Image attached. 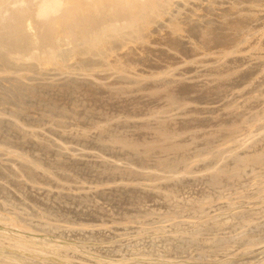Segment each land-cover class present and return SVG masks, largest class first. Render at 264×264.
<instances>
[{"label": "rangeland", "instance_id": "obj_1", "mask_svg": "<svg viewBox=\"0 0 264 264\" xmlns=\"http://www.w3.org/2000/svg\"><path fill=\"white\" fill-rule=\"evenodd\" d=\"M198 1L203 2L202 0ZM205 1L209 2V0H204V3L208 4ZM215 1L216 5H212V3H210L209 5H211V9L207 11V14H204V17L202 19L201 17H199L200 20L190 22L193 27H197L196 33L194 34L195 41L186 38V34L191 31L190 28L184 27L180 30L177 28L175 31H170L165 27L159 28L156 33H158L160 40L157 41L156 44L150 46V57L145 60H137L135 65H130L132 67L126 66L125 68H122V70L125 69L123 73L119 72L118 76L114 75L115 78L124 77V79L112 78V80H114L113 84L118 85L120 84L119 82H123L122 84L118 85V87H123V85L126 84L129 88L124 89L123 91L125 92H122L120 89L118 90L120 95L123 96L124 94V96L121 100L116 102V105L121 106L120 103L122 102V107L107 106L106 109L109 113L108 115L112 116L110 119L104 118L100 120V123L110 124L108 126H105L103 128L104 130L109 126L110 129L107 128L106 131H103L102 129V131L100 132H94L96 134L91 132L92 134L89 135H91L92 138L88 135H83L79 137L76 135H72L71 133H65V135H60L59 132L57 133V131L54 130L51 131V134L46 132L42 136V140L62 136L63 139L66 138L65 140L68 141V144H70L72 148H78L80 143L84 145L85 141L90 142L88 140H91L92 142V140H94L96 144H92L90 142L87 144L85 143V146L87 147L88 144H90L91 146H89L91 148H97L96 146L98 145V143L101 142L102 145L105 144H103L102 142H105L108 138L112 136L111 135L109 137V134H111V132L112 134L122 133V137L126 136L127 130L130 129L129 126H131V122H141L142 124L145 122H150L153 125H157V127L154 131L148 132L143 135V137L141 138V144L134 143L136 145L134 147L127 146L122 148V146H118L114 143H111V148L109 147L111 150L108 149L107 152H111L112 159L118 160L119 158H121L119 160L124 163H132V161L134 163L139 161L137 163H134L139 164L140 160L138 159L141 157H146L147 160L145 163H142V165L144 166L143 168H145V170L150 171V173L147 174L151 175V177H149V175L147 174L137 176V174H132L131 170L128 171V169L126 168L123 169L126 171L125 172L123 170L116 171L111 170L107 167L100 166L97 171L100 173L96 172L95 175L94 172V176L90 175L88 178L84 175H77L79 176L78 178L71 172L72 170L69 171V169L71 168L65 166V168H62L60 166L57 167L53 164H50V168H52L54 174L56 172L54 169L56 167L60 168H56V174L58 175V178H54L57 181L58 185H56L58 186V188L56 186L54 188L49 189L50 194H47L50 200L51 198L53 200L55 198V201L58 202H55L57 205L53 204V200H51L52 203L50 204L39 202V197H37V195L36 199L38 198V200L34 201L32 199H34L35 196H33V198L31 199L28 193L27 195L28 197H30L29 199L25 198V195L21 196L19 194L14 193L12 196V192L11 194H9L7 191H5L6 189H2L1 186L0 192L2 190L3 192H7V195L9 194L8 196H10L11 200L13 201H11L10 198H8L7 196L6 200L8 205L3 204L4 201H0V209L2 208L9 210L16 218L17 225L21 227L31 226L29 229L35 231H38L37 229L41 228V226L46 225L49 227L50 232L48 234H40V239L49 240L47 241L48 243L46 242V244L44 240L41 241L37 237L28 235L25 232L19 234H12L6 232L7 230L5 229L0 230V236H10L12 238V241L14 242V246H7L6 244L0 243L1 259L8 258L7 255H12L11 253H13V255H18L15 258L19 263H22L23 260L31 262L30 258L39 257L40 259L46 260V262H48L49 264H95L96 261L97 264H108L107 262H109V264H264V231L261 230V234L258 236L253 233L254 229H259V227L264 223V209H259L261 207H264V139L260 138V142L257 145L248 147L249 144H252L250 140L252 141L253 138H249L252 137L251 134L258 135V131L264 133V61L260 62L261 60H264V41H262L264 40V0ZM217 2L219 3L217 4ZM253 2H256L258 6H253ZM250 13L255 14L252 15ZM246 15H251L255 17L252 18L249 22H244V19L242 17ZM244 23H246L247 25L241 27ZM207 24H212L210 26L211 28L209 27L210 30L208 33L216 37L214 41L207 42L203 39L204 30H201L199 28H207ZM238 32L243 33V35L245 36H243L242 39H236V34H238ZM199 42L204 43L203 48L201 49L197 47V44ZM245 51L247 52L245 53ZM227 53L232 54L230 56H224ZM243 53H245L244 55L246 56V59L240 55ZM255 54L258 55V58L251 59L255 57ZM167 56L169 57L168 61H163L165 58H167ZM227 57H233L236 60L233 63L227 62L221 68H215L218 64L225 63L226 60L222 59ZM165 62H171L175 64L172 67H167L163 69V72L167 71L168 73H172V77L167 74L164 75V78L154 77L153 80H151L149 72L156 71H150L149 67H159ZM0 70L2 69L0 68ZM206 73L209 75H207ZM212 75L218 76V78L216 79ZM38 76L40 75L36 74L35 77ZM146 77L149 78L147 80H143V78ZM226 77H229L230 79H222ZM208 78L213 80L221 79L220 85L216 86V84L214 83L205 81ZM51 79L55 78L52 77ZM66 79H68V77ZM113 91H115L114 88ZM11 94H13L14 96H12L9 101L20 99L24 101L25 104L22 108L17 109V113H15L16 115L23 117L30 115V117L40 118L41 121L47 120L48 111L38 113L39 110H34L35 108L32 109L33 105L30 103V101L32 102L33 99L29 93H25L21 96H19L18 93ZM196 96L204 98V100H201V103L198 106L207 107L205 108L204 115H207L208 117L211 116L213 110L218 111L224 99H231L232 101V104L229 109H225V111H220L218 113V118L220 119L215 118L214 120H211L212 123L215 122L216 124L215 120L217 119L218 126L214 123L212 126L208 124L209 120H206L204 126L206 130L204 128L201 130V132L203 131L201 136H203L206 132L207 134H205V136L203 137L204 140L208 139V141H203L202 139L201 143L199 141H193L183 132L180 134L181 128L176 129L178 126L186 125L187 123L183 121L193 116V114L187 116V113L191 112L189 110H192L193 112L194 106H196V102H190L194 100ZM29 104H31L32 106L28 107ZM124 104H128L127 107H123ZM162 107L163 109H161ZM137 108L138 110H136L135 113L127 112L131 109ZM95 109L97 110H95V115L93 117L97 118L100 109V107L98 108V104L96 105ZM207 109L210 111V113ZM107 111L100 114H107ZM224 112H226V114ZM37 113L39 117L35 116V114ZM228 113L231 114L230 118L229 116L226 117ZM66 114L70 116H67ZM66 114L61 117L63 121L68 122L67 124L70 123V128L66 129H72L84 125V120L81 119V116H78V118L81 120H76L75 122V120L71 119L72 115L70 114V112H67ZM106 114L104 116H106ZM220 114H225V116L221 115L222 117H219ZM168 115L174 117L169 119L168 123L171 124L170 126L166 125L168 123L166 122V120H164V118H159L164 116L168 117ZM232 116H234V118ZM175 120H178V122H175ZM124 121L128 123H126L125 125V123L123 124ZM189 121L190 120H188V122ZM229 121H232V123H228ZM71 124H75V126ZM118 124H120V126ZM121 124L123 125L121 126ZM207 124L208 126L206 127ZM42 125L38 126L41 127ZM7 126L8 125L0 121V131L5 133L4 137H0V147L10 148V153L21 151L23 153L25 152L28 155H33L34 157L37 156V151L41 152L42 149L45 151V155L52 156L50 149H43V147H40L38 144L34 145L33 143H15L13 137H11L15 135V130H8ZM209 126L211 128H209ZM123 129H126V131L123 132ZM119 130L120 132L118 133ZM183 130L198 131L199 129L198 127L196 128L187 125L185 127H182V131ZM172 131H174L173 141L171 144H169L170 146L168 145L169 147H166V149H170L173 151L169 150L168 152L166 149V151L160 149L155 150L152 149V146H148L147 149V145L145 146L143 144V141H145V143H150L149 141H166L164 136L170 135L169 133ZM54 133L55 136L57 134L59 135L54 137L52 135ZM101 133H103V136L107 135L108 137H102L101 139L105 140H101ZM210 133L212 135V138H210ZM96 135L97 137L99 136V140L98 138H96ZM73 136L76 141L74 140V138H70ZM122 137L121 139H124ZM79 139H82V141H80ZM95 139H97L98 143ZM74 142L80 143L75 145L71 144ZM176 142L179 143H177L178 149L184 147L185 150L183 149V152L181 150L177 152L178 149L175 144ZM244 143H247V145ZM101 144L98 146V148H103L101 147ZM143 146H145V148ZM140 147L142 148V150L140 149ZM143 148L145 150H143ZM253 148L260 152V155L257 158L258 163H255L256 165L259 164V166L257 165L258 167L256 166L257 168L254 169L255 166L252 167V164H246L244 166V169L248 170V173H246L247 171L245 172V170H240L243 169V166H241L242 168H240V166H237L238 162L236 164V161H238L239 157L247 158L248 151L252 150ZM55 150L58 151V149ZM132 150L133 152L135 151V153H133ZM185 151H187V155H184ZM188 151L190 152L188 153ZM176 152L178 153V156ZM180 152L184 153V156H179ZM239 152L241 153L238 154ZM54 154L56 155H54V157L58 159L69 157V154L68 156L66 155V157L65 154L64 156L62 154L59 156V152H54ZM11 155L12 156H9L6 151L0 152V167L1 165H4L3 161L6 160L5 163L10 161L8 160V158H10L11 160L18 159L16 156H13V154ZM127 155L129 156L128 159ZM124 158L125 160H122ZM84 159L88 160L87 158ZM135 159L137 161H135ZM242 162L245 163L244 161ZM242 162L239 163L243 165ZM80 163H84V161H81ZM84 164L86 165V167L88 166V164ZM223 166H226V169L229 168V170L227 171H230V173L233 174L231 175L230 173H221L225 177H222L223 175L221 174H216L217 171L215 172V170L220 169ZM234 166H237L239 168H235ZM104 168H106L105 172L103 170ZM194 170L196 172H193ZM0 171H2L1 168ZM243 171L244 173H242ZM130 172L131 174H129ZM211 172H215L214 174H216L217 176L221 175V177L213 175V178L211 179L210 177L212 176L209 175L212 174ZM251 172H253V174ZM155 174H157V176H155ZM194 174L196 175V178L194 177ZM202 174L203 177L204 174H208L211 181L208 177H205V180H201L203 179ZM236 174H240L238 176L240 179H238ZM67 175L69 177L70 175H74V177H72L75 180L71 179V177L69 180ZM177 175H179V177L183 175H188V177L185 176L187 180H184L183 176V179L181 181L178 180L177 182ZM226 175L229 178H227ZM59 177H61L62 180L64 178L65 182L60 180L61 178ZM65 177H67L66 180ZM97 177L104 179V181L98 179ZM189 177H194L195 179H197L198 177L200 180L196 182L192 181L191 185L189 184L191 183L189 182ZM216 177L218 178V181L214 179ZM223 178L227 179L226 184L224 183L226 179L223 180V182ZM97 179L99 180V182L97 181ZM206 179H208V181ZM234 179L236 180L234 181ZM109 180H111V182L123 181L128 185L121 187L122 189L120 188V190H118L117 188L111 189L112 193L116 192L115 195H117H114L115 199L112 200L111 203H109L110 201L107 202L105 200H102L103 197H106L105 195H103V193L95 191L90 196L91 202L95 199L93 201L94 203L90 204L93 208H91V206L89 205L90 207H88L90 208V210H87L84 213L79 212L77 210L78 206L76 207V205H78V203L80 202L81 197H84L85 194H89L90 192L87 191L83 193L81 191L79 192L78 196H71V194H68L70 191L68 190L70 189L69 186H77L78 189H81L83 186L85 187L94 184L110 182ZM212 180L215 184L211 183ZM230 180L232 181V183H230ZM89 181H92V183ZM182 182L184 185L182 184ZM170 183L171 185L169 186ZM210 183L212 185H210ZM64 184L68 185V188H66L67 190L59 188V186ZM165 184L168 186H166ZM193 184H195V186ZM248 184L249 186H247ZM240 185L242 186V188ZM172 188L174 191L172 190ZM240 190L242 191L240 192ZM56 191H61L63 195H56ZM118 191H120V193ZM121 191L123 193H121ZM3 192L0 193L1 196L6 194ZM143 194L145 195L144 197H142ZM95 195L97 198L94 197ZM131 195L133 198L131 197ZM166 195L167 199L169 200L165 199L164 201ZM148 196H150L149 198L152 197L153 203H146V197L148 198ZM60 197L62 198V200L60 199ZM15 198L17 200H15ZM20 198L22 199V201H20ZM8 199L10 202H8ZM140 199L142 201H145L142 202L140 201ZM161 199L163 200L161 201ZM174 200L177 201V205L175 204ZM118 201L121 203H119ZM139 201L141 203H139V205L136 204ZM178 201H180L181 205L183 201L186 204L183 203V207H181ZM165 202L168 203V205ZM187 202L189 203V205H187ZM192 202L196 203L193 204ZM160 203H165L163 205L166 207L161 206L162 204ZM170 203H173L172 207H170ZM9 204H11L13 207ZM70 204H72L71 207H69ZM98 204L102 205L103 207H107V209L112 205L111 217L99 218L98 216H96V214L94 213L96 209L94 208H100ZM106 204L110 205L108 206ZM133 204L136 206V208L138 207V209H136ZM149 205L151 207H148ZM130 206L134 208H131ZM145 206L149 209H147ZM168 206L169 208H167ZM139 207H141L142 209ZM250 208H257V210L247 212L248 214L244 212L250 210ZM239 213H241V215L245 213V215H243L245 219L240 218L238 216ZM40 214H43L45 216L47 223L41 222L36 218V216ZM228 214L229 216H226ZM224 217H226V221ZM74 219H76L77 221L75 222ZM237 222L240 223L236 224ZM196 225H198V228L196 227ZM64 227H67L69 229H66ZM102 228H106L108 231H98ZM185 231H187V233L191 235L187 236V233L184 234ZM5 232L8 234H6ZM16 232L17 230L15 231V233ZM23 234L25 235V237L23 236ZM162 235H171L170 237H173L172 239H174L175 242H171V244L168 243L166 245L168 246V249L162 248L166 247L165 245H162V247L153 248V244H157L159 242L153 240V237H162ZM241 239L243 241L247 239L249 240L246 242H242ZM40 241L43 244H41ZM187 241L190 243L188 246L185 245L187 244ZM167 242L168 241L163 243L166 244ZM107 244L108 246H106ZM102 245H104V247H106V249L108 250L100 251L97 248L96 250L95 247L93 249V246L98 247ZM52 247L60 248L68 252H71L72 250H75L77 248L76 250H78L77 252L80 256H88L89 258L92 257L91 259H93L95 263H80L81 261L78 263L76 262V260H71L70 258H67V260L66 257L62 258V256L55 253L56 251L49 253V250H51ZM72 247H74L75 249H72ZM32 248L35 250H33ZM40 251H46L48 252V254L41 255L42 253H40ZM165 253H167L168 255H166ZM200 253L206 256L211 255L212 258H202ZM162 254H164V257L162 256ZM0 264H4V262L0 261Z\"/></svg>", "mask_w": 264, "mask_h": 264}, {"label": "bare ground", "instance_id": "obj_2", "mask_svg": "<svg viewBox=\"0 0 264 264\" xmlns=\"http://www.w3.org/2000/svg\"><path fill=\"white\" fill-rule=\"evenodd\" d=\"M202 1L203 2L198 1V0H0V68L2 69V70H0V108H1L0 109V121L4 124L8 125L7 126L8 130H11V131L15 130V132H14L15 135L11 136V137H13L15 143H22V144L33 143L34 145L38 144L40 147L42 146L43 149L44 148L50 149L51 153H52L51 154L52 156H47V155H45V151L41 149V152L37 151V156L34 157L33 155H28L25 152L23 153L21 151H18L15 153H10L11 152L10 148L0 147V152L6 151L9 154V156H12L11 154H13V156H16L18 158L17 160L16 159L11 160L10 158H8V160H10V161H8L7 163H5L6 160L4 159L5 160V161H3L4 165H1V167H0L2 170V171H0V187L2 186L1 187L2 189L5 188L6 189L5 191H7L9 194H11V192H12V196H13V193L19 194L21 196L25 195L24 197L28 198V199L30 197L32 199L33 196H35L34 199H32L35 201V200H38V198L36 199V195H37V197H39V202H44V203L50 204V203H52L51 200H53V199L51 198V200H50V198L48 197V195L50 194L49 189L54 188L58 185L56 179H54V178H58V175L56 174V172H57L56 168L58 166H60L62 168L64 166L71 168V169H69V171L72 170L71 172L74 175H76V176L77 175H79V176L84 175L87 178L90 175L94 176V174H93L94 172L96 175V172L98 171L100 166L107 167L111 170H116V171H118V170L121 171V170L126 168V169H128V171L131 170L132 174H137V176L150 173V171L145 170V168H143L144 166L142 165V163L146 162V160H147L146 157L139 158L138 159V160H140L139 164H134V163L139 162L136 159H135V161H137V162L133 163V161H132V163H130V162L124 163V162H121V160H119L121 158H119L118 160L112 159L111 152H107V150L111 148L110 147L111 143H114L118 146H122V148L127 147V146H133L134 147V146H136L134 143H137V144L140 143L141 144V138L143 137V135L148 133V132L154 131L157 127V125H153L150 122H145L143 124L141 122H135V121L131 122V123L129 122L131 124V126H129L130 129L127 130V132H126L127 134L124 137H122V135H121L122 133L121 134H112V132L110 131L111 134H109V133H107V134H109V137L111 135L112 136L110 138H108L105 142H102L103 144L105 143L104 145H102L101 142L98 143L97 139H95L96 142L98 143V145L96 146L97 148H95V147L91 148L90 144H88V146L90 145L89 148H88V146L87 147L85 146L87 143H90L91 140H88L90 142L85 141L84 145H82L79 142L80 145L78 146V148L77 147L72 148L70 146V144H68V141L65 140L66 138L63 139L62 136H58L59 134H57L56 136H58V137H56L55 133H54L52 135L56 138H49L48 137L49 139H44V140H42V136L46 132L51 134V131H53V130L57 131V133L59 132L60 135L61 134L65 135V133H71L72 135H76L79 137L83 136V135L91 136V135H89V134H92L91 132H93V133L94 132L97 133V131L100 132V131H102V129L105 126L110 125V124L100 123L101 119H104V118L110 119L112 116V115H108L109 113L106 109L107 106L122 107V102L120 103L121 106L116 105V102L121 100L122 97L124 96V94H123V96L120 95L118 90L120 89L122 92H125L123 90L126 88H129L128 85H126V84L123 85V87H121V86L118 87V85L122 84L123 82H119L120 84H118V85L113 84L114 80H112V78L113 79H120V78L124 79V77H120V76H119L120 78H115L114 75L118 76L119 72L123 73L125 69L122 70V68H125L126 66L132 67L130 65H135L137 60H145V59H148V57H150V54H151V52H150L151 47L150 46L153 44H156V42L160 40L158 33H156L157 30H159V28L165 27L170 31H173V30L175 31L177 28L179 30L184 28V27L190 28L191 31L186 34L187 35L186 38L195 41L194 40V38H195L194 34L196 33L197 27H193L190 24V22L191 21L193 22L195 20H200L199 17H201V19H202L204 17V14H207V11L209 9H211V5H209L210 3H212V5H216L215 0H209V2L205 1L208 4L204 3V0H202ZM219 2H217V4ZM252 4H254L253 6H255V7L258 6V4L256 2H253ZM197 10H199V11H197ZM250 14L254 15L255 13H250ZM254 17L255 16L246 15V16H243L242 18L244 19L243 20L244 22H249ZM207 25H208L207 28L204 26H203L204 29L202 27L199 28L201 30H204L203 39L206 40L207 42L214 41L216 39V37L212 36L211 34L208 33L210 28H211L210 26L212 24H207ZM246 25L247 24L244 23L241 27H244ZM243 36H245V35H243V33L238 32V34H236V39H242ZM262 41H264V40H262ZM261 42H260V44H261ZM203 44L204 43L199 42L197 44V47L199 49H201V48H203ZM246 52L247 51H245V53ZM245 53L240 54V55L246 59V56L244 55ZM231 54L232 53H227L224 56H230ZM257 58H258V55L255 54V57H253L251 59H257ZM168 59H169V57L167 56V58H165L163 61H166V60L168 61ZM222 60H226L225 63L218 64L215 68H221L227 62L233 63L236 59L233 57H227V58H224ZM247 61H250V60H247ZM263 61L264 60H261L260 62H263ZM174 65L175 64H173L171 62H165L159 67L158 66H156L155 68L149 67L150 71H156V72H149V76H150L151 80H153L154 77L164 78V75H167V74L172 77V73H170V72L168 73L167 71L163 72V69H165L167 67H172ZM175 68H177V67H175ZM36 74H39L40 76L35 77ZM207 75H209V74H207ZM212 76L216 79L218 78V76H215V75H212ZM52 77H54L55 79H51ZM67 77H68V79H66ZM148 78L149 77L143 78V80H147ZM222 79L226 80V79H230V78L226 77V78H222ZM259 79H260V77H259ZM205 81L210 82V83H214L217 86V85H220L221 79L220 80H213V79L208 78ZM250 81H252V80H250ZM113 88L115 89V91H113ZM11 93H18L19 96H21L25 93H29L33 99L32 102L30 101V103L33 106L31 104H29L28 107L32 106V109L35 108L34 110H39L38 113L43 112V111H48L47 112V115H48L47 120L41 121L40 118L30 117V115L25 116V117L16 115L15 113H17V109L22 108L25 104H24V101H22L20 99L9 101L11 99V97L14 96ZM201 100H204V98H200L199 96H196V98L190 102V103L196 102L195 103L196 106H194L193 112H192V110H189L191 112L187 113V116H190L191 114H193V116L190 117L189 119L183 121V122L187 123L186 125L178 126L176 128V129L181 128L180 134L183 132L186 136H188L193 141H199L200 143H201L202 139H203V141H208V139H206V138H205L206 140H204V137H203V136H205V134H207L206 132L204 133L203 136H201V134L203 132V131L201 132V130L204 128L206 120H209L208 124L213 126V123L215 124V122L212 123L211 120L218 118V115H219L218 113L220 111H225V109L226 110L229 109L231 104H232L231 99H224L223 103L219 107L218 111H215V110H213V112L211 111L212 114L210 117H208L207 115H204L205 108H207V107L198 106L201 103ZM97 104H98V108L100 107V109H99V113H98L97 118H95L93 116L95 115V110H97V109H95ZM127 105L128 104H124L123 107H127ZM161 109H163V107ZM208 109H210V108H208ZM252 109H254V108H252ZM136 110H138V108L137 109H131L130 111H127V112L128 113L129 112L135 113ZM105 111H107V114L106 113H104L103 115L100 114V113H103ZM67 112H70V114L72 115L71 119L75 120V122H76V120L78 121V120L83 119L84 125L81 127L66 129V128H70V123L67 124L68 122L63 121L61 119V117H63V115H65ZM207 112H206V114H207ZM38 113L35 114V116L39 117ZM209 113H210V111H209ZM224 113L226 114V112H224ZM105 114H106V116H104ZM225 114H220L219 117L225 116ZM241 114H243V113H241ZM230 115L231 114L228 113V115H226V117L229 116V118H230L231 117ZM67 116H70V115H67ZM78 116H81V119H79ZM232 117L234 118V116H232ZM64 118H65V116H64ZM159 118H164V120H166V122L168 123L169 119L174 118V117L168 115V117L164 116V117H159ZM218 119H220V118H218ZM188 120H190V121L188 122ZM215 121H216L215 125H217V119ZM219 121H221V120H219ZM175 122H178V120L177 121L175 120ZM124 123L126 125V123H128V122L124 121L123 124ZM228 123H232V121H229ZM42 124H45V125H42ZM123 124H121V126ZM208 124L206 125V127L208 126ZM38 125H42V126L39 127ZM71 125H73V124H71ZM118 125L120 126V124H118ZM166 125L170 126L171 124L168 123ZM187 125H190V126H193L196 128L198 127L199 130L198 131H190V130H183L182 131V127H185ZM73 126H75V124ZM109 127H107V128H109ZM107 128L105 130L103 129V131H106ZM111 128H113V127H111ZM209 128H211V127L209 126ZM170 129H172V128H170ZM120 130H121V128H120ZM120 130L118 131V133L120 132ZM123 130H122L123 132L126 131V129H123ZM96 133H94V134H96ZM173 133H174V131L170 132L169 133L170 135L164 136L166 141H160V142L149 141L150 143H147V142L145 143V141H143V144L145 146L147 145V149H148V146H152V149H155V150L160 149V150L164 151L166 149V147H169L170 146L169 144L172 143ZM99 134H97V135H99ZM101 134L102 135L100 136V139L102 137L103 138L108 137L106 134H105L106 136H103V133H101ZM223 134H224V132H223ZM257 134L258 135H256V134L252 135L251 134L252 137H249V138H253L252 141L250 140V142L252 144L251 145L249 144L248 147H252V146L257 145L260 142V138L264 139V133L258 131ZM97 135H96V138L99 137V136L97 137ZM210 135H211V133H210ZM4 136H5V133L0 131V137H4ZM182 136H184V135H182ZM207 136H209V135H207ZM121 137L124 139H121ZM70 138L72 139V138H74V136L70 137ZM91 138H92V136H91ZM210 138H212V135L210 136ZM67 139H68V137H67ZM76 139H78V138H76ZM74 140H75V138H74ZM79 140L82 141V139H79ZM98 140H99V138H98ZM101 140H105V139H101ZM247 141H248V139H247ZM79 143L74 142L71 144L75 145V144H79ZM91 143L96 144L94 140H92ZM177 143L178 142L175 143L176 146H177ZM100 144H101V147H103V148H98V146ZM244 144L247 145V143H244ZM145 146H143V147L145 148ZM128 148H130V147H128ZM144 148H143V150H145ZM173 148H175V147H173ZM173 148H171V149H173ZM55 149H58V151ZM140 149L142 150L141 147H140ZM177 149H178V146H177ZM183 149H184V147L181 149H178L177 152H179V150H181L183 152ZM53 150H55V151H53ZM124 150H125V148H124ZM169 150H167V151L169 152ZM170 151H173V150H170ZM54 152H59V156L61 154L64 156V154H65V157H66V155L68 156V154H69V157L58 159V158L54 157V155H55ZM132 152H133V150H132ZM177 152H176V154L178 156ZM186 152L187 151L184 152L185 154L180 152L181 154L179 153V156L180 155H182V156L187 155ZM189 152L190 151H188V153ZM133 153H135V151ZM133 153H132V155H133ZM240 153L241 152H239L238 154H240ZM2 154H3V152H2ZM116 154H117V151H116ZM166 154H168V153H166ZM247 155H248L247 158L239 157L238 161H236V164L238 162L237 166H240V168H242L241 166H243V169H240V170H245L244 166L248 163L252 164V167L255 166L254 169L259 166V164H257L258 166L255 164V163H258L257 158L260 155L259 151L255 150V148H253L252 150L248 151ZM128 157L129 156L127 155V159H128ZM84 158H87L88 160H85ZM122 160H125V158ZM253 160H256V161H253ZM81 161H84V163L88 164V166L86 167V165L84 163H80ZM242 161H244L245 163H243ZM239 162L240 163L242 162L243 165L240 164ZM50 164L57 166L55 169L53 168L56 171V172L55 171L54 172L57 176L53 173L52 168H50ZM57 164H59V165H57ZM127 166H129V167H127ZM237 166H234V167L236 168ZM224 167H225V169H224ZM237 168H239V167H237ZM57 169H60V168H57ZM105 169L106 168L103 169L104 172L106 171ZM195 170H198V169H195ZM195 170L193 172H196ZM227 170H229V168L226 169V166H223L222 168L215 170V172L217 171L216 174H221V173H223V174L228 173L229 174L230 171H227ZM123 171H125V170H123ZM125 172H122V173H125ZM131 172L129 174H131ZM215 172H211L212 174H209L212 176V177H210L211 179L213 178V175L214 176L216 175V174H214ZM245 172L248 173V170H245ZM253 172H251V173L253 174ZM97 173H100V172H97ZM191 173H192V171H191ZM242 173H244V171ZM176 174H178V173H176ZM223 174H221V175H223ZM74 175H72V176L74 177ZM86 175H88V176H86ZM147 175H149V174H147ZM209 175L204 174V177H203V174H202L203 179H201V180H205L204 179L205 177L209 178ZM221 175L220 176L216 175V176L221 177ZM239 175L240 174H238L237 177ZM72 176L70 175L71 179H74ZM76 176H75V178H76ZM79 176H77V177L79 178ZM155 176H157V174H155ZM169 176H171V175H169ZM177 176H178L177 179H176V177H175V179L178 182V180L181 181L183 179L184 175L180 176L181 178L179 177V175H177ZM185 176H184V180H187L186 177H188V175L186 177ZM228 176H227V178H229ZM70 177L68 176L69 180H70ZM99 177H100V175H99ZM149 177H151V175H149ZM194 177L196 178V175ZM194 177L188 178L190 180V181L189 180L188 181L191 182L189 184L192 185V181L196 182V181L200 180L198 178L199 176L197 177L198 180L195 179ZM222 177H225V176L223 175ZM59 178H61V177H59ZM82 178H84V177H82ZM91 178H93V177H91ZM95 178H96V176H95ZM210 178H209V180H210ZM216 178H214V179L216 181H218V178L217 179ZM66 179H67V177H65V180ZM98 179H101V178H98ZM98 179H97V181L99 182ZM109 179H111V178H109ZM225 179L226 178H223L222 181ZM238 179H240V178L238 177ZM60 180H62V178ZM101 180L104 181V179H101ZM112 180H116V179H112ZM206 180L208 181V179H206ZM213 180L211 183L215 184V183H213ZM235 180L236 179H234V181ZM62 181H64V178ZM83 181H85V180H83ZM97 181H95V182H97ZM105 181H108V180H105ZM109 181L110 182L94 184L91 186H85V187L83 186L81 189H78L77 186H69L70 189H68V190H70V191L68 194L69 195L71 194V196L72 195L78 196L79 192H81V191L83 193L87 192V191L90 192L89 194H85L84 197L80 198V202L78 203V205H76V207L78 206L77 210L81 213L82 212L84 213L87 210H90V208H89L91 206L90 204L94 203L93 201L95 200L92 197L94 200L91 202L90 196L95 191L99 192V193H103V195L106 196V197H103V199L102 198H98V199H102V200H105L107 202L110 201L109 203H111L112 200L115 199L114 195L116 193V192L112 193L111 189L117 188L118 190H120L121 187L128 185L127 183H125L123 181H119V182H111V180H109ZM232 181L230 183H232ZM89 182L92 183V181H89ZM184 182H186V181H184ZM226 182H227V179L225 180L224 183L226 184ZM211 183H210V185H212ZM182 184H183V182H182ZM189 184H186V185H189ZM170 185H171V183L169 184V186ZM193 185L195 186V184H193ZM50 186H52V187H50ZM166 186H168V185H166ZM219 186H220V184H219ZM247 186H249V184ZM57 188H58V186H57ZM59 188H62L65 190L66 188H68V185L64 184V185L59 186ZM231 188H233V187H231ZM241 188H242V186H241ZM131 190H133V189H131ZM172 190H173V188H172ZM114 191H116V190H114ZM176 191H177V189H176ZM241 191L242 190H240V192ZM1 192H3V190ZM7 192H3V193H6L3 196L0 195V201H4L3 204H6V205H8L6 199H7V196L9 195V194L7 195ZM58 192L56 193V195L59 196V194H62L61 191L59 193ZM118 192L120 193V191H118ZM118 192H117V194H118ZM27 193L30 197H28ZM121 193H123V192L121 191ZM183 193H185V192H183ZM120 195H122V194H120ZM167 195L165 196L166 198H164V201H165V199H167ZM14 196H17V195H14ZM115 196H117V195H115ZM144 196L145 195L143 194L142 197H144ZM169 196H170V194H169ZM186 196H187V194H186ZM94 197L97 198L96 195ZM131 197H132V195H131ZM149 197L150 196H148V198L146 197V201H147L146 203L151 204V203H153V201H152L153 199H152V197L151 198H149ZM8 198H10V200H11L10 196H8ZM16 198H18V197H16ZM16 198H15V200H17ZM53 198H54V194H53ZM170 198H173V197H170ZM196 198H194V199H196ZM20 199H18V200H20ZM60 199L62 200L61 197H60ZM162 200L163 199H161V201ZM167 200H169V199H167ZM11 201H13V200H11ZM20 201H22V199ZM140 201H142V200L140 199ZM140 201L137 202L136 204L139 205V203H141ZM143 201H145V200H143ZM172 201H173V199H172ZM174 201H175V204L177 205V203H176L177 201L176 200H174ZM8 202H10L9 199H8ZM55 202H57V201H55V198H54L53 204L57 205ZM178 202L180 203V201H178ZM113 203H114V201H113ZM119 203H121V202H119ZM158 203H159V201H158ZM165 203H163V204H165ZM173 203H170L171 206L170 205L169 206L172 207ZM183 203H185V202L183 201ZM183 203H182V205H183ZM192 203L194 204L196 202H192ZM81 204H83V205H81ZM160 204H162V203H160ZM160 204H158V205H160ZM163 204L161 206L166 207ZM166 204L168 205V203H166ZM9 205H11V204H9ZM71 205L72 204H70L69 207H71ZM95 205H96V202H95ZM106 205L109 206L110 204H106ZM180 205H181V203H180ZM182 205H181V207H183ZM187 205H189V203ZM99 206H100V208H98V209L96 207L94 208V209H96L94 212L96 214V216H98L99 218L111 217V215H112V207L111 206L112 205L110 206L111 208L109 207L108 209H107V207H103L102 205H99ZM169 206L167 208H169ZM134 207L136 208L135 205H134ZM134 207H131V208H134ZM141 207H139V208H141ZM148 207H151V206L149 205ZM148 207H146V208L149 209ZM91 208H93V207L91 206ZM136 209H138V207ZM259 209H264V207H261ZM150 210H151V208H150ZM253 210H257V208L256 209L250 208V210H247L244 212L247 213V212H250ZM243 215H245V213L242 215H241V213H239L238 216L240 218L245 219V217H243ZM226 216H229V214ZM36 218L38 220H40L41 222L47 223L45 216L43 214L36 216ZM224 218L226 221V217H224ZM215 219H216V217H215ZM74 221L76 222L77 220L74 219ZM0 223H1L0 224V230L5 229V230H7L6 232L12 233V234H17V233L19 234V233L25 232L28 235H32V236H35L38 239H40L41 238L40 234L50 233L49 227L46 225L41 226V228L37 229L38 231L30 230L29 228L31 226L30 227L29 226L28 227L27 226L21 227V226L17 225L16 224V218L14 217V215L9 210L2 209V208L0 209ZM238 223H240V222H237L236 224H238ZM218 224H219V222H218ZM197 226L198 225H196V227ZM52 227H54V226H52ZM64 228L69 229L67 227H64ZM16 230H17V232L15 233ZM202 230H203V228H202ZM261 230L264 231V223L259 227V229H254L253 233L256 234V236H258L261 234ZM19 231H21V232H19ZM98 231L107 232L108 230L106 228H102L101 230H98ZM158 231H160V230H158ZM161 231H162V229H161ZM187 231H185L184 234H186ZM8 233H6V234H8ZM178 234H179V232H178ZM189 235H191V234L187 233V236H189ZM5 236L4 237L0 236V243L6 244L7 246H14V242L12 241V238L10 236H7V235H5ZM23 236L25 237L24 234H23ZM170 236L162 235V237H160V236L153 237V240L159 241L157 244H153V248L162 247V245L166 246L168 243L171 244V242L172 243L175 242L174 239H172L173 237H170ZM26 237H28V236H26ZM197 238H198V236H197ZM40 240L42 241L44 239H40ZM248 240L249 239L243 241L241 239L242 242H246ZM44 241L46 243L49 240L45 239ZM166 241H168L166 244L163 243ZM10 242H11V244H10ZM31 242H33V241H31ZM19 243H21V242H19ZM35 243H37V242H35ZM127 243H128V241H127ZM41 244H43V243L41 242ZM126 244H124V245H126ZM189 244L190 243L187 241V244H185V245L188 246ZM74 245H76V244H74ZM88 246H90V245H88ZM106 246H108V244ZM74 247H72V249ZM94 247H95V249L97 248L100 251L108 250V249H106V247H104V245L98 246V247L93 246V249H94ZM167 247L168 246L162 247V248L168 249ZM76 249L72 250L71 252H68V251L62 250L60 248H53L52 247V249L49 250V253L56 251L55 253L62 256V258L63 257H66V259L70 258L71 260H76V262H78V263L80 261H81L80 263H88V262L95 263L94 260L91 259L92 257L89 258L87 256L88 257L87 258L84 256H80L79 253L77 252L78 250H76ZM33 250H35V249H33ZM36 250H38V249H36ZM40 253H42L41 255L48 254V252H46V251H44V252L40 251ZM11 254L12 255H7L8 258H3V259L0 258V261L4 262V264H49L48 262H46V260L40 259L39 257L38 258H33V257L30 258L31 262L22 259L23 260L22 263H19L15 258L18 255L16 256V254H14V255H13V253H11ZM35 254H37V253H35ZM165 254L168 255L167 253H165ZM200 254H201L202 258H205V259L206 258L207 259L212 258L211 255L206 256V255H202V253H200ZM203 254H205V253H203ZM81 255H84V254H81ZM162 256L164 257V254H162ZM140 262H142V261H140ZM107 263L109 264V262H107ZM95 264H97V261ZM113 264H115V263H113ZM123 264H126V263H123Z\"/></svg>", "mask_w": 264, "mask_h": 264}]
</instances>
